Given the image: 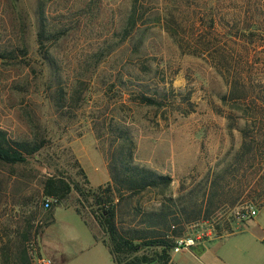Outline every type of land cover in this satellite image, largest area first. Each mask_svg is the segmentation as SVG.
<instances>
[{"label":"rangeland","instance_id":"1","mask_svg":"<svg viewBox=\"0 0 264 264\" xmlns=\"http://www.w3.org/2000/svg\"><path fill=\"white\" fill-rule=\"evenodd\" d=\"M133 3L0 0V143L14 149L45 143L25 164L0 163V264L3 244L28 233L33 264L42 259L41 236L42 246L54 251L68 246V233H89L73 211L56 207L77 206L94 226L89 199L80 205L72 191L56 204L44 195L45 178L63 174L86 192L110 182L112 166L126 165L170 183L125 203L124 223L134 207H167L183 224L180 238L211 241L199 260L184 264H264V208L250 207L243 219L239 209L207 202L211 183L241 147L245 124L234 118L236 104L222 101L228 88L218 65L223 40L207 29L210 20L230 21L235 34L244 19L264 13V0ZM133 5L138 21L128 31ZM217 31L223 32L220 25ZM228 47L236 49L232 40ZM252 58L261 70L264 55ZM79 168L87 183L76 176ZM97 235L105 239L101 230ZM160 252L146 247L138 255Z\"/></svg>","mask_w":264,"mask_h":264},{"label":"trees","instance_id":"2","mask_svg":"<svg viewBox=\"0 0 264 264\" xmlns=\"http://www.w3.org/2000/svg\"><path fill=\"white\" fill-rule=\"evenodd\" d=\"M136 2L138 3V0H134L133 4ZM38 9L41 15L42 8ZM137 12L138 8L133 5L127 19L128 31L136 27ZM255 16L256 18L251 19L249 23H247L248 18L246 21L244 19L235 34L230 33L233 31L229 27L230 21L219 24L215 20H210L207 29L209 36H219L223 40L222 51L218 50L221 58L218 65L219 74L228 88L227 95L222 101L225 104H236L232 110L240 114L239 117L232 115L229 119L233 120L234 117L245 122L243 130L240 131L241 147L233 162L227 165L211 183L207 202L209 205L215 202L221 205L228 204L232 208L239 209L236 214L243 219L247 217L250 207L264 208V60L259 61L262 67L259 70L252 58L256 54L264 55V13ZM245 22L246 24L243 25ZM219 25L223 32L217 31ZM194 28L196 30V27ZM43 33L44 30L41 29L39 39ZM231 40L237 50H227L229 47L232 48V46L228 47ZM257 73L260 74L259 77L256 76ZM44 144L43 140H39L32 147L14 149L0 143V163L25 164L30 156L44 147ZM231 172H233L232 180L227 178L228 173ZM110 174V182L95 189L89 188L86 192L67 176L54 174L44 179V195L54 199L56 204L66 200L72 191L77 193L80 205H84L89 199L91 202L88 209L105 236L103 243L109 249L115 264L154 262L171 264L169 252L173 249L175 240L184 233L183 224L174 213H170L167 207H162L157 212H139L134 207L131 209L133 217L124 223L122 217L125 214L121 211L125 203H129L133 197L143 191L147 193L153 189L165 191L170 178L128 165L122 166L121 169L112 166ZM76 176L87 183L81 168L78 169ZM233 182L234 186H230ZM217 196H220V199H217ZM65 208H72L82 218L77 206ZM54 210L51 211V219L46 227L53 222ZM138 215L141 217L136 219ZM188 220L186 223L190 221ZM31 243L29 233L4 243L1 247L2 264H33L30 256ZM146 247L160 248L161 252L156 253L153 258L145 254L138 255L139 251Z\"/></svg>","mask_w":264,"mask_h":264},{"label":"crops","instance_id":"3","mask_svg":"<svg viewBox=\"0 0 264 264\" xmlns=\"http://www.w3.org/2000/svg\"><path fill=\"white\" fill-rule=\"evenodd\" d=\"M56 208L71 210L75 213L74 210L65 207ZM77 216L80 217L79 215ZM80 219L84 222L83 224L86 229L89 230V233L84 236L75 234L74 232L68 233V235H72V237L64 239V242H69L68 246H63L52 251L51 249L42 246V236L40 237L38 251L42 259L49 260L51 264H115L109 249L103 243V239L97 235V229L100 230L97 224L94 223V226L90 227L83 218L80 217ZM256 224L258 225V222H256ZM202 242L206 244L211 241ZM203 243L199 242V244H197L196 242L193 246L187 249L171 254V264H184V259H189V261L199 260L198 257L200 253H204L206 249ZM175 254H181V259L176 260Z\"/></svg>","mask_w":264,"mask_h":264},{"label":"built area","instance_id":"4","mask_svg":"<svg viewBox=\"0 0 264 264\" xmlns=\"http://www.w3.org/2000/svg\"><path fill=\"white\" fill-rule=\"evenodd\" d=\"M44 208L45 209H49L50 208V204L48 202H45L44 203ZM251 215H255V211L254 210L251 211ZM194 244H195L194 239H192L190 237L178 238V239L175 240L173 251L175 253H178L179 251H181L183 249H187V248L193 246ZM39 264H51V262L49 260L41 259L39 261Z\"/></svg>","mask_w":264,"mask_h":264}]
</instances>
